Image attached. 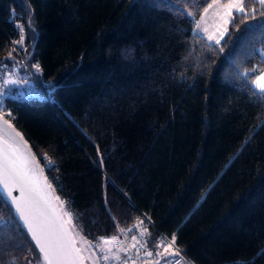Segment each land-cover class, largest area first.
Masks as SVG:
<instances>
[{"label": "trees", "instance_id": "obj_1", "mask_svg": "<svg viewBox=\"0 0 264 264\" xmlns=\"http://www.w3.org/2000/svg\"><path fill=\"white\" fill-rule=\"evenodd\" d=\"M216 1L0 0V63L16 46L50 99L1 98L3 117L89 244L142 213L195 264H264V128L245 143L264 118L249 91L264 7L244 0L249 14L211 44L194 27ZM29 260L0 202V264Z\"/></svg>", "mask_w": 264, "mask_h": 264}, {"label": "snow or ice", "instance_id": "obj_2", "mask_svg": "<svg viewBox=\"0 0 264 264\" xmlns=\"http://www.w3.org/2000/svg\"><path fill=\"white\" fill-rule=\"evenodd\" d=\"M184 2L191 3V0H184ZM258 3L264 7V0H258ZM221 6L227 9L228 20L226 23L234 22L237 14L242 16L249 14L244 0H228L227 3H223V0H221ZM211 7L213 5L209 4L208 8ZM208 8H205V13H207ZM173 10L187 16L199 14L194 11L184 13L182 9L178 8H173ZM250 11L252 15L255 14L254 8ZM199 28L200 24L197 23L196 30L198 31ZM226 32V28L220 32L221 39L225 37ZM213 38L212 36L208 37L209 40ZM215 42L216 44H220L221 40L217 39ZM35 67L38 69V65ZM252 74L255 75V80L253 81L254 87L249 86V91L259 104L264 105V72L256 74L255 70H253ZM240 75L244 78L248 77L250 73L244 72ZM245 82L247 83V81ZM4 83L15 84L16 81L6 80ZM8 127L11 128L12 126L9 124ZM261 128H264V118L259 119L253 128L250 129L245 143L252 138V134L257 129ZM15 135L20 136L18 132ZM46 163L49 167L53 165V162L47 158ZM45 188L50 189L51 185L43 178V169L38 168L36 157L32 155L27 145L22 146L14 137L0 140V202H3L5 206L11 205L14 208V218L21 221L22 225L31 234L36 248L42 254V264H83L84 258L81 256L83 249L76 246L77 242L79 241L85 247H93V245L89 244L79 232L75 231V227L72 226L73 219L78 220L79 218L73 217L70 212L64 210L65 203L60 201L59 197H56L58 204H53L52 198L46 193ZM14 189L19 191V196L13 195ZM139 223L143 224L144 221L141 220ZM121 231L123 232L124 230L121 229ZM128 231H131V229ZM140 235H147V228L143 229ZM136 239V237H133L134 241ZM149 242L146 241L141 247H146ZM118 243L117 236L110 238L100 237L99 243L95 247H98L101 251L111 253L112 246ZM175 243V233L171 235L170 242H167V238L162 237L157 242L156 247H162L163 252H156L155 255L160 256L165 261H167L169 256L179 258L181 252L174 248ZM32 251V249H29L30 253ZM259 254H264V249ZM146 255L153 256L154 253L147 251ZM103 258L107 260L109 256L105 255ZM26 264H32V261L29 260ZM156 264H159V261ZM174 264H180L179 259ZM237 264H241V262L237 261ZM251 264H254V260Z\"/></svg>", "mask_w": 264, "mask_h": 264}, {"label": "built area", "instance_id": "obj_3", "mask_svg": "<svg viewBox=\"0 0 264 264\" xmlns=\"http://www.w3.org/2000/svg\"><path fill=\"white\" fill-rule=\"evenodd\" d=\"M12 48L15 51L13 64L7 62L0 63V99L8 97L24 99L41 97L50 102L44 87L30 67L27 58H25L21 51H19L13 44ZM6 80H15L16 83L5 84L4 82ZM4 115L3 106L0 103V116L3 117ZM68 212H70L73 217H77L72 210H68ZM141 220L144 221L143 224L139 223ZM145 228H147V235L141 236L140 233ZM121 229L124 231L122 232ZM129 229H131V231H128ZM152 229L155 232L154 234L151 231ZM113 236L118 237L119 243L112 246L111 253L101 251L98 247H95V245L99 243V238L92 244L93 247H90L95 264H156L157 261H159V264H174L177 259H179L180 264H195L182 252L176 243L174 248L181 252L179 258L169 256L167 261H165L161 259L160 256L155 255L156 252H163L162 247H156L157 242L162 237L167 238V242H170L171 236H167L161 231L155 229L151 220L142 213H140L135 221L128 227L122 228L117 226V231ZM133 237H136L137 239L134 241ZM146 241L150 242L146 247H141ZM133 245H135V247H133ZM147 251H152L154 255H146ZM105 255H108L109 259L105 260L103 258ZM117 257L119 258L117 259Z\"/></svg>", "mask_w": 264, "mask_h": 264}, {"label": "crops", "instance_id": "obj_4", "mask_svg": "<svg viewBox=\"0 0 264 264\" xmlns=\"http://www.w3.org/2000/svg\"><path fill=\"white\" fill-rule=\"evenodd\" d=\"M227 2L228 0H225L223 3ZM212 5L213 7L211 8L207 7V13H205V11L201 13L200 17L196 21L194 32L198 36L202 37L206 42L216 44L215 41L217 39L221 40L220 32L224 31L229 23H226V21L228 20L227 9L221 6V2H213ZM197 23L200 24V28L198 31L196 30ZM209 36H212L214 38L212 40H209Z\"/></svg>", "mask_w": 264, "mask_h": 264}, {"label": "water", "instance_id": "obj_5", "mask_svg": "<svg viewBox=\"0 0 264 264\" xmlns=\"http://www.w3.org/2000/svg\"><path fill=\"white\" fill-rule=\"evenodd\" d=\"M6 121L7 120L4 117L0 116V140H2V139H8L10 137H14L15 140L19 144H21L22 146L26 144L27 147H28V149H30L32 155H34L33 152H32V150H31V148L29 147L28 143L23 138V136L8 121H7V123H5ZM9 124L12 126L11 128L8 127ZM17 132L20 134V136H16L15 135ZM21 137H22V139H21ZM36 162H37L38 168L43 169L37 158H36ZM43 178L46 179V181H47L48 184H50L49 181H48V179H47V177L45 176L44 170H43ZM42 183H43V181H42ZM45 191L52 198V203L53 204H58V202L56 200L55 193H54L52 187L50 189L45 188ZM13 195L14 196H19L20 193H19L18 190H15L14 189L13 190ZM9 206L11 207L12 211L14 212V208L11 205H9ZM19 223L21 224V226L24 229L25 233L27 234V236L31 240V242H32L35 250L37 251V253H38L39 257H40V260L42 262V254L39 253L38 248H36L35 242L31 238V234L27 231L26 227L22 225V222L21 221H19ZM76 246L78 247V244ZM81 256L83 257L82 253H81ZM83 264H88V262L85 260V258L83 259Z\"/></svg>", "mask_w": 264, "mask_h": 264}, {"label": "rangeland", "instance_id": "obj_6", "mask_svg": "<svg viewBox=\"0 0 264 264\" xmlns=\"http://www.w3.org/2000/svg\"><path fill=\"white\" fill-rule=\"evenodd\" d=\"M33 69V71H34V73L36 74V75H38V73H39V70L36 68V67H32ZM56 196V195H55ZM57 197V196H56ZM58 202V201H57ZM65 210V209H64ZM65 219H67V218H65ZM72 226H74V223L72 222ZM75 227V226H74ZM75 231L76 232H79V230H77V228L75 227ZM80 233V232H79ZM80 235H82L81 233H80ZM83 236V235H82ZM77 244H78V247L79 248H82L83 250L81 251V253H82V255H83V257L85 258V260L88 262V264H95L94 263V258H93V256H92V254H91V251H90V247H85L84 245H82L79 241L77 242ZM35 264H42V262H41V260L40 261H38V262H36Z\"/></svg>", "mask_w": 264, "mask_h": 264}]
</instances>
